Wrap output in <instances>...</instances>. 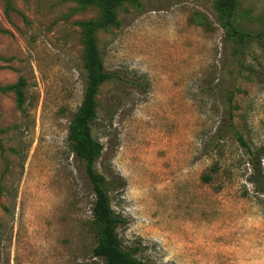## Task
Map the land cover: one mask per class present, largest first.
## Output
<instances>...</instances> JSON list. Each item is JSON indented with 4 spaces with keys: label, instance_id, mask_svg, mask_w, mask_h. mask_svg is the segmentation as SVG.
Here are the masks:
<instances>
[{
    "label": "rangeland",
    "instance_id": "1",
    "mask_svg": "<svg viewBox=\"0 0 264 264\" xmlns=\"http://www.w3.org/2000/svg\"><path fill=\"white\" fill-rule=\"evenodd\" d=\"M238 2L240 26L262 29L264 0ZM6 8L0 0V264H105L93 253L95 195L68 140L85 87L79 22L101 9ZM118 20L97 35L113 78L91 130L96 171L117 181L107 192L122 246L148 264H264V202L235 137L218 134L233 111L234 130L264 147L263 48L236 53L215 0H139ZM18 82L22 108L1 89Z\"/></svg>",
    "mask_w": 264,
    "mask_h": 264
},
{
    "label": "trees",
    "instance_id": "2",
    "mask_svg": "<svg viewBox=\"0 0 264 264\" xmlns=\"http://www.w3.org/2000/svg\"><path fill=\"white\" fill-rule=\"evenodd\" d=\"M80 9L97 6L101 9L99 19L79 22L83 39V65L85 73V87L82 102L75 113L69 126L68 140L75 156L81 160L85 175L90 183L95 202L93 205L92 230L97 237V245L94 255L104 260L105 264H148L137 258L133 252L122 246L117 234V227L121 223L119 216L111 207L108 195V187L117 181H108L105 176L95 169V163L100 158L103 146L92 136L91 124L96 118L98 109V95L101 86L113 78V74L105 70L101 52L98 47V32L108 31L119 26L118 10L127 3H138L139 0H76ZM7 10L13 9V0H6ZM217 19L223 28L226 39L234 43L235 52L243 54L250 43L257 42L264 50V27L258 31H247L240 26L238 0H215ZM203 23V16L199 19ZM242 66V64H241ZM252 71V68H250ZM24 82L1 88L4 91H13L16 95L20 108L25 102ZM234 94L231 92L229 102L233 101ZM234 113L229 111L225 125L218 129V134L229 131L243 149L245 163L248 165L250 174L248 181L252 184L254 192L264 202V147L252 149L245 141L243 135L234 130ZM220 166L215 164L211 171L218 173ZM202 180L206 183L212 181L209 174L203 175ZM169 264V263H163Z\"/></svg>",
    "mask_w": 264,
    "mask_h": 264
}]
</instances>
